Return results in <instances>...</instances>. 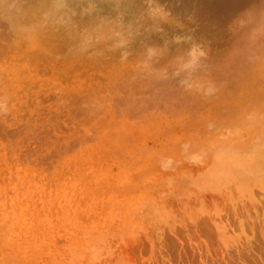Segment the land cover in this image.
I'll return each instance as SVG.
<instances>
[{"label":"rangeland","instance_id":"rangeland-1","mask_svg":"<svg viewBox=\"0 0 264 264\" xmlns=\"http://www.w3.org/2000/svg\"><path fill=\"white\" fill-rule=\"evenodd\" d=\"M75 1L0 0V264H264V0Z\"/></svg>","mask_w":264,"mask_h":264},{"label":"bare ground","instance_id":"bare-ground-1","mask_svg":"<svg viewBox=\"0 0 264 264\" xmlns=\"http://www.w3.org/2000/svg\"><path fill=\"white\" fill-rule=\"evenodd\" d=\"M73 1H75V0H73ZM79 1H75V2L79 3ZM102 1H104V0H102ZM113 1H116L118 3H122V2L127 3L126 0H113ZM196 1L201 6V9L209 10L210 12H215L214 15L213 14H211V15H213L212 17L215 20H217V22H220L222 20V18L225 16L224 11L227 8V5L230 7V10L235 11L240 6H242L243 4H245L247 2V1H243V0H196Z\"/></svg>","mask_w":264,"mask_h":264}]
</instances>
